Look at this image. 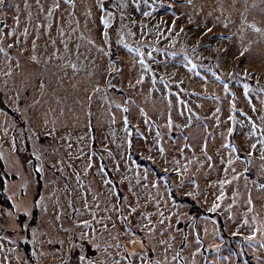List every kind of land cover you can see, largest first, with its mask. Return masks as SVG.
<instances>
[{
    "label": "rangeland",
    "instance_id": "obj_1",
    "mask_svg": "<svg viewBox=\"0 0 264 264\" xmlns=\"http://www.w3.org/2000/svg\"><path fill=\"white\" fill-rule=\"evenodd\" d=\"M101 17L108 19L107 28ZM1 20L0 96L10 110L18 104L19 111L7 117L0 113V148L9 154L11 137H17L14 170L32 181L29 200L45 195L48 212L37 208L33 226L42 216L43 231L54 238L67 235L61 224L89 232L79 220L99 232L101 225L89 215L93 212L129 252L143 247L147 256L149 249L162 259L167 248L168 264L177 255L175 264H264V145L258 143L264 139V0H5ZM110 28L117 67L109 56ZM140 53L150 70L141 65ZM188 58L196 70L185 66ZM20 128L25 133L35 129L32 138L25 139ZM33 148L41 155L42 174L35 171ZM129 150L163 175L136 165ZM239 154L250 158L252 179L245 176ZM101 158L121 199L113 183H104L108 177ZM11 179L18 183L20 178ZM168 183L176 194L219 214L226 236L216 218H192L187 205L174 203ZM113 203L144 240L135 236L133 244V237L118 235L125 232L126 221L118 218ZM54 207L63 210L60 220ZM149 219L156 225L151 234L141 227L150 226ZM3 234L15 238L10 231ZM4 244L18 250H0V260L7 256L10 264H29V255L32 260L31 244ZM108 251L114 254L112 264H127L122 249ZM43 253L35 264H60L58 245L45 244ZM133 264H139L138 258Z\"/></svg>",
    "mask_w": 264,
    "mask_h": 264
},
{
    "label": "snow or ice",
    "instance_id": "obj_2",
    "mask_svg": "<svg viewBox=\"0 0 264 264\" xmlns=\"http://www.w3.org/2000/svg\"><path fill=\"white\" fill-rule=\"evenodd\" d=\"M5 3V0H0V6H3ZM101 8H103V4L100 5ZM148 13H145L147 15ZM111 14H109V17ZM101 20L103 21V24L105 28H107L108 25V19L105 17H101ZM175 27V21H173V28L168 29L169 32H171ZM183 31V29H181ZM210 31V29H208ZM11 35V33H9ZM105 36H107V32L104 33ZM221 38H223L221 36ZM210 45H204V47H209ZM200 45L198 44L196 48H194V51L199 50ZM132 51H139L138 49H131ZM148 56H151V52L147 54ZM171 55L175 56L176 53H171ZM185 56L187 54L185 53ZM35 59V57H33ZM140 63L143 66V68L150 70V65H148L144 59V53H140ZM186 67H189L190 70H196L198 68V65L191 62V59L188 58V61L185 65ZM75 65H73V68ZM153 75V83H155V73ZM230 75H234V73H230ZM247 72H245V76H247ZM217 79L222 80V78L217 74ZM141 80H143V77H141ZM111 87L112 85L109 84ZM245 94L248 93L249 85L245 83L243 85ZM225 90L227 91V84H225ZM264 91V89H262ZM178 95V94H177ZM183 103V101H181ZM126 110V109H125ZM235 111V109H233ZM255 110V109H253ZM11 111L18 112L19 106L18 104L11 109ZM0 113H3L5 117H7L8 113L4 111L3 109H0ZM230 119H234V117H230ZM249 120H251L250 117H248ZM7 120L4 121L6 123ZM219 123V121H217ZM125 124L127 125V117H125ZM169 124H171V120L169 119ZM255 123L253 122V130H255ZM8 128H4L3 131L5 133L8 132ZM19 131L25 135V139H31V133L35 131V129H29L27 133H25V130L23 128H20ZM55 128H52L50 132H54ZM233 131L232 128L228 129V132L231 133ZM261 136H264V132H261ZM17 137L12 136L10 143H11V152L9 154H6L2 148H0V161L4 162L5 170L0 172V191H2L5 195V199L7 201V206L0 205V250L5 251L6 253H10L13 251H17V247H8L5 248L4 241H7L11 245H17L19 242H24L32 245L31 248V256L33 258L39 257V255H43V247L45 244L51 246V245H58L59 251L62 254L60 259V264H112V261L114 260V254L109 252L108 250L110 248L115 247L116 249H122L124 251V255L122 257V260L127 261V264H133V258H138L139 264H168V256L167 251L168 249H164L165 255L163 258H158L157 256H147L145 254L144 248L142 247L139 252H137L135 249L132 251H128V249L125 247V245L118 239V237H113L108 232V223L104 219H95V213L89 212V215L93 216V222L98 223L101 225V229L98 232L95 228H92L88 221L79 220L77 223L79 225H82L84 227H88L90 230L89 232L85 233L83 231L77 233L70 229L63 228V225L61 224L60 228L63 232H65L66 236H57L53 237L52 234L44 232L41 223L43 220V217H40V223H36L35 226H33V222L36 220L35 216V210L37 208H40L42 213L48 212V206L44 202L45 201V195L41 193L39 195V198H33L29 200L28 198V190L31 187L32 181H30L28 178H26L20 171L14 170L15 166V153L17 152ZM22 143V141H21ZM261 145H264V139H260L258 141ZM130 144V141H129ZM3 145V141L0 140V146ZM229 148H233L235 150V146L231 143H228L226 145ZM256 147L255 144L252 145V148L254 149ZM161 152H163V148L161 147ZM261 152L264 153V147L261 148ZM32 156H34L37 160V163L35 164V171L37 174H42L44 171L42 163H40L41 155L40 153L33 148L32 150ZM9 155L13 157V159H9ZM81 155H83V152H81ZM249 156L252 155L250 152L248 154ZM210 159V157H209ZM261 159L264 160V155L261 156ZM251 161L249 160V163ZM88 168L91 167V161L89 160ZM101 170L105 168V166L102 164ZM264 167V165H262ZM9 169H13L9 171ZM87 171V168L85 169ZM177 172L180 171L179 168L176 169ZM12 177H19V182L12 180ZM77 179H79V174H77ZM144 179H147V173L145 172ZM104 183L106 185H112V181L110 179H105ZM153 186H156L155 183ZM261 187H264V185H261ZM111 191V188H109ZM55 192L48 193L49 196L54 195ZM113 196L116 195L115 192L112 193ZM94 201H97V198H93ZM126 199V198H125ZM59 200L57 199L55 201L56 205H59ZM160 201H157V204H159ZM99 202L97 201V206ZM84 207L87 209L89 205L87 202H85ZM112 209L119 213V219L122 221H126L125 224V232L120 233L118 235H126L131 236L133 239H131L130 243H136V237H135V231L132 229L131 222L128 220V218L123 214L122 208H117L115 206V203L111 205ZM131 208V206H129ZM217 205H213L211 210H215ZM55 219L60 220L62 218V208L57 210L56 207L52 209ZM104 211H108V208L106 207ZM131 211H135L134 208H131ZM150 215V214H149ZM161 216H163V213H160ZM21 217L23 219L21 220ZM110 219V218H109ZM165 219H168L166 217ZM159 224L163 225L164 220H159ZM4 225H7V228L4 227ZM148 225H142L141 227L146 230L147 233L151 234L156 231V225L152 223V221L148 220ZM5 231H10L12 233H15V238L10 235H4L3 233ZM161 234L163 233V228L160 229ZM256 232L253 231L251 233V236H255ZM41 237H44V239H41ZM251 238V237H249ZM115 239V244L109 243L108 241ZM160 244H165L166 241L161 240L159 242ZM141 244H143V240H141ZM65 245H67V254L65 253ZM170 247V245H169ZM40 249L38 252L37 249ZM95 253V255L90 254V251ZM152 252H155V248L151 249ZM199 251V249H197ZM73 255H75V259L73 260ZM116 255H119V253H116ZM178 255L173 256L171 259L173 261V264L177 261ZM17 259H19V256H17ZM0 264H10L9 258L7 256L4 257V259L0 260ZM116 264H119V262H116ZM180 264H183V261H180Z\"/></svg>",
    "mask_w": 264,
    "mask_h": 264
},
{
    "label": "trees",
    "instance_id": "obj_3",
    "mask_svg": "<svg viewBox=\"0 0 264 264\" xmlns=\"http://www.w3.org/2000/svg\"><path fill=\"white\" fill-rule=\"evenodd\" d=\"M115 24H116V21H115ZM108 33H109V37H110V43L109 44L111 46L109 56H110V59L116 64V67H117L118 62L114 57L116 54V51L114 48V42L112 40L113 35L111 34V28L109 29ZM250 83L253 84L252 82H250ZM260 86H264V85H260ZM119 91L120 90H117V92H119ZM0 108L3 109L4 111H6L8 114L13 115L11 110L2 101L1 96H0ZM92 151L98 156L97 151H96V145H94V144H92ZM129 154L131 156V159L134 161V163L136 165L141 166V167H145V168H151L157 177H160L161 175H163L162 171L155 164L150 162L149 160L143 159L141 156L137 155L132 150H129ZM239 157H241L246 163L245 176L248 177L249 179H252L254 174H253L252 168L250 167V164H251V162L249 163L250 158L246 155H243V154H239ZM100 161H101V165L103 164L105 166V168L103 170L105 171L108 179H110L112 181V183L115 186L117 193L119 195V199H121L123 194H121L119 186H118L116 180L112 176L111 170L107 167L106 163L104 162V160L102 158L100 159ZM3 168H4V165L2 164V161H1L0 162V172L3 171L2 170ZM168 189H169V194H170V198L172 199V201L174 203H180V204L187 205L188 213L190 214V216L192 218H199V217L216 218L218 223H219V229H220L221 234H223V236H226V233H225L224 227H223L222 218L219 214L213 213V212H207V211L203 210L202 208H200V206L198 204H196L194 202V200H192L191 198H189L187 196H180V195L176 194V192L174 191V189L170 183H168ZM0 205L7 206L5 194L2 191H0ZM132 229L135 231L136 237L144 240V236H143V233L141 231H139L134 226H132ZM148 252H149V256H151V252L149 249H148ZM28 255L29 254L27 253V256ZM27 258L29 259V264H35L34 258H32V260H31L30 255Z\"/></svg>",
    "mask_w": 264,
    "mask_h": 264
},
{
    "label": "water",
    "instance_id": "obj_4",
    "mask_svg": "<svg viewBox=\"0 0 264 264\" xmlns=\"http://www.w3.org/2000/svg\"><path fill=\"white\" fill-rule=\"evenodd\" d=\"M5 25V21L4 20H1L0 21V31L2 30V28L4 27Z\"/></svg>",
    "mask_w": 264,
    "mask_h": 264
}]
</instances>
